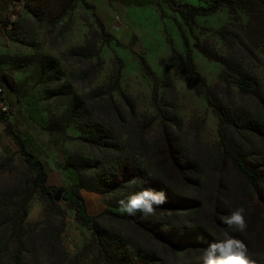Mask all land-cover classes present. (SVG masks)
Here are the masks:
<instances>
[{"label": "rangeland", "instance_id": "obj_1", "mask_svg": "<svg viewBox=\"0 0 264 264\" xmlns=\"http://www.w3.org/2000/svg\"><path fill=\"white\" fill-rule=\"evenodd\" d=\"M126 1L86 0L89 6H85L74 0H0V21L8 22L11 16L15 24L12 30H4L0 26V84L5 85V96L13 115L12 118L4 116L6 122H0V195L6 193L10 181L18 177L25 167L18 153L20 138L9 135L6 130L8 123L12 124V133L14 125L21 126L16 118L25 110L15 108L11 90L3 82L4 76L12 83L14 95H28L31 89L39 87L41 101H44L50 120L55 121L65 114L73 100V96H67L66 91L74 90L80 97H86L91 89L109 85L119 69L118 57L123 63L121 88L127 99L115 93L116 105L106 100L90 104L92 110L96 109L93 119L109 131V134L102 132L101 135L109 138L98 140L97 131L85 129L81 121L67 126V139L62 135L68 142L65 161L79 165L85 162L89 166L83 173L85 183L106 193H94L102 197L106 205L104 211L93 215H101L97 230L123 235L126 243L154 255L153 264H202L203 250L210 243L224 239L226 233L246 244L249 257H264L263 245L236 237L235 232L239 231L222 221V217L237 207L243 206L245 210L252 208L256 204L255 197L251 198L247 185L230 166L223 170L220 166L207 163L212 162L213 156L204 155V146L219 143V120L205 97L196 94L193 83L186 75L187 48L182 37L183 32L189 40L196 69L211 87L217 86L216 98L233 108L249 110L253 118L261 123L264 122L263 106L250 97L242 96L236 85L220 82L219 76L224 73L225 67L221 63L210 62L195 46L199 40L216 54L231 53L220 33L224 29L241 32L248 23V17L240 15V20H237L227 8H221L214 15L197 17L196 25L188 26L173 10L172 3L206 6L204 1L142 0L152 2L144 6L129 5ZM34 11L39 14L38 19L33 16ZM88 40L98 44L96 52L99 56L92 57L90 61L72 56V50ZM171 44L177 55L172 53ZM254 53L259 62L251 61L249 71L260 79L264 89V55L260 50ZM43 57L56 59L60 72L52 71L42 77L38 68ZM142 59L148 62L157 77V98L153 95L154 83L143 71ZM91 64L94 68L92 72L89 71ZM72 75L76 77L75 81ZM60 90H64L65 95H56ZM135 115L138 120L134 119ZM144 115L148 117L146 123L141 118ZM149 121L155 122L150 125ZM137 122L143 126L139 127ZM189 124L193 127L188 128ZM166 126L181 138L183 147L197 161H202L206 172L204 179L205 176L212 179L213 169L216 180L204 182L197 176L189 186L184 182L173 185L177 195L182 193L184 196L168 200L170 204L166 205L162 215L154 213L141 218L137 214L128 215L121 211L119 201L135 193L137 183L124 182L111 190L103 188L99 179L109 174V170L114 172L110 168L114 161L134 156V152L143 154L153 138L162 141L166 137ZM94 129L98 130L97 127ZM235 139L246 152H258L264 147L256 145L253 137L246 141L245 134L237 133ZM135 156L143 167L146 166L140 156ZM51 177L55 184L71 188L67 177L61 180H58V175ZM48 185H51L49 181ZM217 189L220 201L213 204L207 197L209 190ZM193 199H198L201 206L192 203ZM35 200L41 201L40 196L37 195ZM48 212L45 221L57 224L60 229L65 222L63 241L70 254L75 256L91 236L92 227H84L76 221V211L68 206L66 198L57 202L52 215ZM250 230L254 231L247 225L244 232ZM186 232L189 238L181 239ZM155 233L165 234L166 244L156 240ZM84 262L87 264V260ZM5 263L6 260L0 261V264Z\"/></svg>", "mask_w": 264, "mask_h": 264}, {"label": "trees", "instance_id": "obj_2", "mask_svg": "<svg viewBox=\"0 0 264 264\" xmlns=\"http://www.w3.org/2000/svg\"><path fill=\"white\" fill-rule=\"evenodd\" d=\"M76 1L89 6L86 0H74V2ZM200 1H204L206 6L175 5V3H171L173 10L179 13L188 26L196 25L197 17L214 15L221 8H227L229 13L237 20H240V15L248 17V23L241 29V32L224 29L220 33L223 41L231 49V53L216 54L201 44L199 40L196 41L195 46L210 62L221 63L225 67L224 73L219 76L220 82L236 85L242 96L254 99L264 109L263 84L257 76L249 71L251 61L259 62V58L254 51L260 50L264 55V0ZM126 2L129 5L136 4L139 6L152 3L151 1L143 2L142 0H128ZM32 14L38 19L39 14L37 11L32 12ZM2 22L7 23L3 20L0 21V23ZM14 26L15 24L11 28L3 29L12 30L15 28ZM182 37L187 48L185 58L186 75L193 83L196 94L205 97L208 106L212 108L219 120V143L204 146V155L213 156L212 162L207 163L220 166L223 170L226 166H230L232 171L240 176L247 185L251 198L255 197L254 203L256 204L245 210L247 225L249 229L251 226L254 231L235 232V236L253 240L264 246V147L258 152H246L245 148L235 139V134H245L246 141L249 142V139L253 137L257 141L256 145L259 147L264 146V122L259 123V120H255L249 110L233 108L216 98L215 90L217 86L211 87L206 78L196 69L189 40L183 32ZM94 49L95 53H93ZM96 49H98V44H92L88 40L83 46L73 49L71 54L90 61L92 57L99 56ZM171 49L172 53L177 55L173 46ZM141 61L143 71L155 85L153 95L154 98H157V77L148 62L145 59ZM116 62H118L117 67L119 69L110 79L107 87L91 89L86 97H80L74 90L66 91L67 96H73L69 108L60 119L50 120V125L54 128L52 129L49 125L46 130L61 133L67 139L69 137L66 131L67 126L69 127L81 121L85 129L92 128L93 131H97L98 140H107L109 137L103 138L101 133L109 134V131H106L100 122L93 119L96 109L92 110L90 104L91 102L95 103L97 100H106L116 105L113 96L115 93H120L124 99H127L121 88L123 63L118 57H116ZM58 69L59 64L56 59L43 57L38 72L42 77H45L50 75L52 71H59ZM93 70L91 64L89 71L92 72ZM72 78L75 81L76 77L74 75H72ZM3 79L8 89L13 91L14 87L10 80L5 76ZM0 86L4 87L5 85L1 83ZM57 94L63 95L64 90L56 92ZM141 118L146 123L148 117L144 115ZM134 119H137L136 115ZM2 121L6 122L3 113L0 112V122ZM154 122L149 121L148 124L152 125ZM137 124L139 127L143 126L142 123L137 122ZM94 127H97L98 130H95ZM191 127L193 126L189 124L188 128ZM166 129V137L162 141L153 138L147 143V149L143 154L134 152L133 155L140 156L146 166L143 167L142 162L136 160V156H124L114 161L110 166L114 172L111 173L109 170V174L106 173L107 175L104 178L99 179L103 188L112 190L121 183L135 181L137 183L135 192L143 189L162 190L166 193L167 201L155 210L156 214L162 215L166 211V205L170 204L168 200H173L175 197L179 199L178 196H184L182 193L177 195L173 185L184 182L189 186L197 176V179L201 177L200 180L204 182L216 180L213 169L211 170L212 179L209 176H205L204 179L206 172L201 165L202 161H197L183 147L181 138L172 128L166 126ZM97 143L99 142L97 141ZM17 146L25 167L18 177L10 181L6 193L0 195V261L6 260L5 264H85V260H87V264H153L152 258L154 255H149L126 243L127 240L123 235L97 230L101 215L97 217L88 215L81 191L85 189L88 192L100 195L106 193L85 183L83 173L89 167L85 162L79 165L68 160V162L65 161L62 164L66 177L71 183V188L66 187L68 206L76 211V221L78 223L84 227H92L91 236L86 240L83 249L72 256L63 241L65 222L62 223L63 229H60L57 224L44 219L47 210L52 215L56 209L57 202H55L54 197L58 187L48 185L49 176L44 162L27 150L25 142L20 140ZM140 146L143 145L140 144ZM128 147L132 149L129 144ZM255 149L257 148L255 147ZM205 186L209 189L208 183ZM218 194V189L209 190V195L206 197L211 203L217 204L220 201V195ZM37 195L40 196L44 205V213L42 220L31 223L28 222V215L32 202ZM192 203L201 206L198 199H193ZM137 215L140 218L144 217L140 213H137ZM213 215H215V212ZM154 238L166 244L165 234L155 233ZM186 238H189L188 232L181 236L183 240ZM195 240L198 239L195 238ZM168 242L171 243V240L168 239ZM249 258L254 260L255 264H264V257L251 255Z\"/></svg>", "mask_w": 264, "mask_h": 264}, {"label": "crops", "instance_id": "obj_3", "mask_svg": "<svg viewBox=\"0 0 264 264\" xmlns=\"http://www.w3.org/2000/svg\"><path fill=\"white\" fill-rule=\"evenodd\" d=\"M24 82L26 81L24 80ZM39 95V87L31 89L28 95L20 96L14 95L11 90L10 96L15 108L25 111L23 115H19V118H16L19 119L21 126L16 127L13 124L14 133L9 135L20 138L21 141L25 142L27 150L44 162L49 176L48 181L51 185L59 188L62 185H57L51 181V175H58V180H61V178L66 179V172L62 164L67 157L68 142H66L62 134L46 130L50 125V118L44 101H41L42 97ZM81 196L84 199L88 215H97L106 209L104 200L99 195L82 191ZM43 212L44 205L42 201L34 200L28 215V222H38L42 219Z\"/></svg>", "mask_w": 264, "mask_h": 264}, {"label": "clouds", "instance_id": "obj_4", "mask_svg": "<svg viewBox=\"0 0 264 264\" xmlns=\"http://www.w3.org/2000/svg\"><path fill=\"white\" fill-rule=\"evenodd\" d=\"M166 201L167 196L164 191L143 189L131 194L126 200L119 201V204L121 211L128 215L140 213L147 217L154 215L156 208L164 205ZM222 221L243 233L247 228L245 208L237 207L229 215L222 217ZM200 259L202 264H255V261L249 258L246 244L227 233L224 239L210 243L203 250Z\"/></svg>", "mask_w": 264, "mask_h": 264}, {"label": "built area", "instance_id": "obj_5", "mask_svg": "<svg viewBox=\"0 0 264 264\" xmlns=\"http://www.w3.org/2000/svg\"><path fill=\"white\" fill-rule=\"evenodd\" d=\"M18 3V5H25V4H21L23 2H15ZM14 17L9 16V20L7 23H0V26H2L3 28H11L14 25ZM0 112L3 113V115L6 118H12L13 115L11 113V108H10V103L7 101L6 96H5V89L4 87L0 86Z\"/></svg>", "mask_w": 264, "mask_h": 264}, {"label": "water", "instance_id": "obj_6", "mask_svg": "<svg viewBox=\"0 0 264 264\" xmlns=\"http://www.w3.org/2000/svg\"><path fill=\"white\" fill-rule=\"evenodd\" d=\"M6 130H7L8 134L12 133V124L11 123H8L6 125ZM66 197H67L66 188L61 187V188H58V190L55 194L54 200L59 203V202H61V200H65Z\"/></svg>", "mask_w": 264, "mask_h": 264}]
</instances>
